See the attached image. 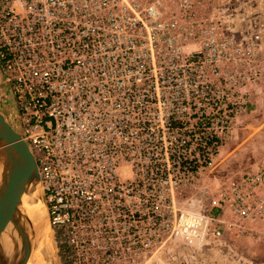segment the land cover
<instances>
[{
  "label": "built area",
  "instance_id": "built-area-1",
  "mask_svg": "<svg viewBox=\"0 0 264 264\" xmlns=\"http://www.w3.org/2000/svg\"><path fill=\"white\" fill-rule=\"evenodd\" d=\"M0 82L35 157L62 264H136L221 239L228 211L264 235V156L215 215L179 205L264 77V23L214 0H0Z\"/></svg>",
  "mask_w": 264,
  "mask_h": 264
},
{
  "label": "rangeland",
  "instance_id": "rangeland-1",
  "mask_svg": "<svg viewBox=\"0 0 264 264\" xmlns=\"http://www.w3.org/2000/svg\"><path fill=\"white\" fill-rule=\"evenodd\" d=\"M165 3L170 4V0H165ZM2 97L0 95V109L12 123L11 112L1 106ZM4 97L8 100L6 94ZM251 102L248 110L236 118L212 164L194 184L178 193L179 205L183 208L215 215L212 200L221 184L263 158L264 77L259 81L256 93L252 94ZM221 216L226 220L221 239L210 237L196 244L170 240L147 253L136 264H264L262 225L258 222L241 223L228 211ZM39 242L30 255L31 260L37 256L42 264L63 263L61 255L54 253L48 231L43 233Z\"/></svg>",
  "mask_w": 264,
  "mask_h": 264
},
{
  "label": "water",
  "instance_id": "water-1",
  "mask_svg": "<svg viewBox=\"0 0 264 264\" xmlns=\"http://www.w3.org/2000/svg\"><path fill=\"white\" fill-rule=\"evenodd\" d=\"M24 193L28 194L30 204H43V208L33 211L30 217H26L18 208ZM7 227L14 233L13 238L20 251L11 264H26L31 250L46 231L58 256L35 157L29 144L0 109V238ZM0 264H8L1 251V242Z\"/></svg>",
  "mask_w": 264,
  "mask_h": 264
},
{
  "label": "bare ground",
  "instance_id": "bare-ground-1",
  "mask_svg": "<svg viewBox=\"0 0 264 264\" xmlns=\"http://www.w3.org/2000/svg\"><path fill=\"white\" fill-rule=\"evenodd\" d=\"M27 197H28V194L24 193L22 196L21 202L18 204V208L20 209L21 212L25 214L26 217H30L33 214L32 213L33 211H39L40 208H43L42 207L43 204L42 203L30 204ZM13 236H14V233L12 232L11 228L7 227L3 231L1 238H0L1 239L0 241L1 251H2L4 258L7 260L8 264L13 263L20 254L19 249L16 247ZM35 240L37 241V238H35ZM38 243L40 244L41 242H38ZM34 249L35 247L31 250V253ZM37 258L38 257L35 256L34 259L31 260V256H30L26 264H29L30 261H32L31 264H42V262L40 260H37Z\"/></svg>",
  "mask_w": 264,
  "mask_h": 264
},
{
  "label": "crops",
  "instance_id": "crops-1",
  "mask_svg": "<svg viewBox=\"0 0 264 264\" xmlns=\"http://www.w3.org/2000/svg\"><path fill=\"white\" fill-rule=\"evenodd\" d=\"M207 1V0H206ZM217 2L230 1L236 10L239 11V16H257L264 23V0H214Z\"/></svg>",
  "mask_w": 264,
  "mask_h": 264
},
{
  "label": "flooded vegetation",
  "instance_id": "flooded-vegetation-1",
  "mask_svg": "<svg viewBox=\"0 0 264 264\" xmlns=\"http://www.w3.org/2000/svg\"><path fill=\"white\" fill-rule=\"evenodd\" d=\"M0 95L3 96L2 97V102H1V106L7 110L10 111V121L12 123H14L15 119H14V113H13V109H12V105L10 104V102L7 100L4 93V82H0Z\"/></svg>",
  "mask_w": 264,
  "mask_h": 264
}]
</instances>
